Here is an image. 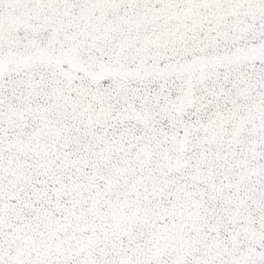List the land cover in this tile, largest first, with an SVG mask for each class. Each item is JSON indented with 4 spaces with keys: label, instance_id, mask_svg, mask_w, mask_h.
Masks as SVG:
<instances>
[{
    "label": "snow or ice",
    "instance_id": "snow-or-ice-1",
    "mask_svg": "<svg viewBox=\"0 0 264 264\" xmlns=\"http://www.w3.org/2000/svg\"><path fill=\"white\" fill-rule=\"evenodd\" d=\"M0 264H264V0H0Z\"/></svg>",
    "mask_w": 264,
    "mask_h": 264
}]
</instances>
